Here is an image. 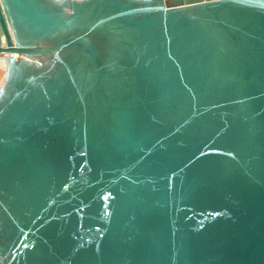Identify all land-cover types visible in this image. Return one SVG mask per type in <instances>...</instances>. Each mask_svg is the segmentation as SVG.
<instances>
[{"label": "water", "instance_id": "1", "mask_svg": "<svg viewBox=\"0 0 264 264\" xmlns=\"http://www.w3.org/2000/svg\"><path fill=\"white\" fill-rule=\"evenodd\" d=\"M82 16L109 56L45 44ZM0 32V264H264V0H0Z\"/></svg>", "mask_w": 264, "mask_h": 264}, {"label": "bare ground", "instance_id": "2", "mask_svg": "<svg viewBox=\"0 0 264 264\" xmlns=\"http://www.w3.org/2000/svg\"><path fill=\"white\" fill-rule=\"evenodd\" d=\"M88 10V9H87ZM84 16L78 18V20L69 21L68 23H65L63 27L58 29L57 32L53 34V36L50 37L49 40L45 43L46 45L49 43V41L52 38L59 37L60 35L66 34V33H78L80 36L85 37L98 51V53L103 57L109 56L111 53L112 48L117 43L118 38L120 37V33L117 29L113 27V24L110 22H104L100 24L101 26H98L100 28H96L95 21L89 22V23H83ZM11 25V23H9ZM82 25V26H81ZM12 29V25H11ZM76 29V31H75ZM14 30V27H13ZM75 31V32H74ZM4 39L1 36L0 32V43L4 44ZM14 42H18V39H14ZM76 52L70 50H62L59 52H56L52 55L48 54H40V55H19V54H10L11 59L15 61L17 65L25 64L27 66L28 71L26 73L28 76L33 75L34 73L41 74V75H47L50 72L47 71L44 66L48 65L49 63L53 62V59L59 58L61 56L69 55L73 56L76 55ZM77 57V56H76ZM7 62L4 58L0 61V68L4 71L6 68ZM38 65V66H36Z\"/></svg>", "mask_w": 264, "mask_h": 264}, {"label": "rangeland", "instance_id": "3", "mask_svg": "<svg viewBox=\"0 0 264 264\" xmlns=\"http://www.w3.org/2000/svg\"><path fill=\"white\" fill-rule=\"evenodd\" d=\"M4 57H2L0 60H3ZM8 73L6 71V68L4 69V71L2 70V68H0V90H3V87L5 86V84L7 83V79H8Z\"/></svg>", "mask_w": 264, "mask_h": 264}]
</instances>
